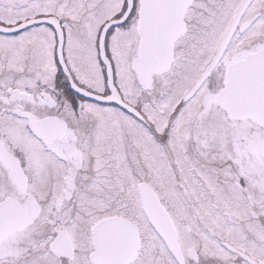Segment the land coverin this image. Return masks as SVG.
I'll return each mask as SVG.
<instances>
[{"label":"snow or ice","instance_id":"1","mask_svg":"<svg viewBox=\"0 0 264 264\" xmlns=\"http://www.w3.org/2000/svg\"><path fill=\"white\" fill-rule=\"evenodd\" d=\"M0 264H264V0H0Z\"/></svg>","mask_w":264,"mask_h":264}]
</instances>
